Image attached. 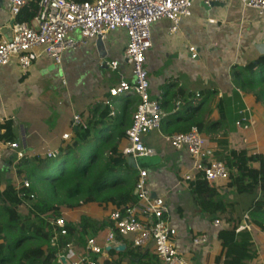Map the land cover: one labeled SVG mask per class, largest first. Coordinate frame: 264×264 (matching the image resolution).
<instances>
[{
    "label": "crops",
    "instance_id": "1",
    "mask_svg": "<svg viewBox=\"0 0 264 264\" xmlns=\"http://www.w3.org/2000/svg\"><path fill=\"white\" fill-rule=\"evenodd\" d=\"M11 22L8 1L0 0V39L11 35ZM169 27L170 23L165 19L151 27L152 48L144 64L150 97L156 99L162 93V103L165 97L163 87H168L170 93L182 90L184 96H188L185 99L191 102L190 106H198L204 100L194 112L199 121L210 125L222 119L216 132L226 135L229 147L264 159V81L247 86L240 78L247 75L243 71L244 66L255 64L264 55V14L242 9L237 0L227 5L219 3L208 9L201 2H195L190 19L182 21L174 33L168 31ZM124 42L122 31L110 35L104 44L108 60H120ZM190 46L197 49L196 59L189 57ZM99 53L96 45L69 51L62 56L59 65L48 58H40L26 73H21L14 62L0 67V123L11 121L15 143L19 144L24 154L22 159L33 156L44 158L47 152L71 143L75 139L74 132H71L72 138L68 143L63 141L62 136L70 133L72 114L79 113L88 123L104 106L107 91L117 84L118 75L116 71L99 67ZM252 75L264 79V71L254 70ZM220 101L224 102V108H218ZM135 102L136 99L129 94L111 100L110 117L114 122L111 121L115 123L122 112L123 121L119 127L127 131L132 114L130 117L128 115L134 112ZM170 105L172 109L169 112L163 110L166 116L162 121L165 118L170 121L179 119L185 114L180 99ZM242 108H247L250 116L245 129L235 127ZM113 123L108 132L98 136L99 139L113 133ZM165 134L161 127L158 137L153 133L143 137L145 145L152 148L155 154L142 161L136 160L135 166L147 171L151 193L164 196L169 210L168 220L177 231L178 252L198 264H220L216 258L221 254V243L219 231L212 226L214 219L199 213L187 184L178 185L180 176L192 166L190 157L186 151H176L166 145L161 138ZM202 135L210 140L209 136ZM123 140L119 149L123 146ZM14 157L15 151L9 149V144L0 142L1 190L8 184L16 188L21 183L15 172ZM129 166L132 167L131 162ZM223 184L215 185L219 195L233 191L227 183ZM86 206L75 211L62 209L60 212L68 224L78 225L80 218L85 217L94 225L86 228L87 233L81 239L79 234L70 238L78 250L87 237L101 238L106 228V218L114 208L110 203L94 204L97 209ZM100 225L102 228L99 230ZM204 232L208 234L204 247L207 252L194 249L191 245V238ZM51 262L57 264L52 258ZM154 262L150 248H133L127 244L118 250L107 251L99 264Z\"/></svg>",
    "mask_w": 264,
    "mask_h": 264
},
{
    "label": "built area",
    "instance_id": "2",
    "mask_svg": "<svg viewBox=\"0 0 264 264\" xmlns=\"http://www.w3.org/2000/svg\"><path fill=\"white\" fill-rule=\"evenodd\" d=\"M7 1L12 21L11 35L0 39V67L14 62L21 73H26L40 58H48L59 65L65 53L96 45L101 56L99 67L116 71L118 75L117 84L107 91L104 106L111 109V100L123 94L136 99L131 124L119 149L123 157L136 161L155 154L152 148L145 145L143 137L159 132L162 118L166 116L160 102L162 93L156 99L149 95V80L144 69L146 55L152 48L151 27L165 19L170 23L168 31L174 33L182 21L192 17L195 2L209 7L211 3L227 5L234 0H37L36 14L27 22H19L17 17L32 0ZM237 1L242 9L264 14V0ZM209 22L213 23V20ZM119 31L125 37L121 58L108 60L104 44L110 35ZM188 53L191 59L197 58L194 47H188ZM238 115L235 127L247 128L250 117L248 109L242 108ZM85 128L86 122L81 115L73 113L70 133L62 136L63 141L68 143L72 138L71 132ZM161 138L171 149L184 150L190 157L192 166L180 176L178 185L187 184L198 173L214 189H217L215 185L229 182V169L215 159V146L196 127H191L187 132L165 134ZM64 146L47 152L45 158L56 159ZM9 149L15 151L14 163L22 160L24 154L18 143H10ZM134 170L137 171L133 190L136 201L109 212L100 239L89 236L78 250L76 243L68 238L67 220L61 215L47 219L52 233L50 245L57 250L52 259L57 264H99L107 251L118 250L127 244L133 248H150L159 264H198L178 252L177 231L168 220L165 198L151 193L147 171L138 166ZM29 189L30 183L25 179L16 187L20 198L28 195L33 199L34 194H27ZM212 226L218 231L229 227L225 220L219 218L214 219ZM253 228L246 213L235 233L244 230L251 232ZM207 242L206 232L191 238L192 247L203 252H207L204 248ZM220 262H225L223 256Z\"/></svg>",
    "mask_w": 264,
    "mask_h": 264
},
{
    "label": "trees",
    "instance_id": "3",
    "mask_svg": "<svg viewBox=\"0 0 264 264\" xmlns=\"http://www.w3.org/2000/svg\"><path fill=\"white\" fill-rule=\"evenodd\" d=\"M36 10L37 0H32L21 10L17 21H29L35 16ZM243 69L247 75L240 76L241 82L247 86L258 85L264 79L253 77L252 73L254 70L264 71V55L255 64L249 63ZM163 91L165 97L161 103L162 109L169 112L172 109L170 104L180 99L185 113L179 119L170 121L165 118L161 123L163 131L171 135L196 127L200 133L209 136L216 148L215 159L223 162L230 171L228 188L237 195H251L259 190L262 198L250 204L247 214L251 225L264 234V159L259 155L248 156L244 150L229 147L226 135L216 132L222 119L210 125L199 121L194 112L204 100L198 106H190L191 102L186 101L188 96H184L182 90L170 93L168 87H163ZM223 105L224 102L220 101L218 108H224ZM110 110L102 106L95 117L86 123V128L75 132V139L59 150L56 159L33 156L15 164L16 175L21 181L25 179L30 183L27 194H34V198L28 195L20 198L16 188L10 184L0 189V264H54L51 258L57 250L50 245L52 233L47 219L59 217L62 209L75 211L85 204L108 203L120 208L136 201L133 190L137 172L119 152V144L126 136V129L119 127L123 115L121 112L113 123ZM111 122L115 125L113 133L99 139L101 133L108 132V128L112 127ZM11 125L10 120L0 123V142L3 144L16 141ZM187 190L199 213L209 215L212 219L226 215L223 219L229 227L218 233L221 254L217 256L216 262L222 256L225 264L255 261L258 251L252 231L235 233V229L242 224L241 220L234 217L235 203L221 200L216 189L200 173L187 183ZM26 202L29 210L22 217L18 209ZM89 225L94 227L85 217L80 218L78 225L69 224L68 238L79 234L81 239ZM101 228L102 225L98 227L99 230ZM229 249L231 257L228 255ZM154 264H159L156 259Z\"/></svg>",
    "mask_w": 264,
    "mask_h": 264
},
{
    "label": "rangeland",
    "instance_id": "4",
    "mask_svg": "<svg viewBox=\"0 0 264 264\" xmlns=\"http://www.w3.org/2000/svg\"><path fill=\"white\" fill-rule=\"evenodd\" d=\"M133 108L134 107H132L131 109L133 110ZM131 114H133V112H130L129 115H128V117H130ZM157 133L158 132H153V135L156 136V137H158ZM142 160H144V158L143 159H139V161H142ZM98 163L100 164L101 161H99ZM261 198L262 197L260 195L259 190H256L255 193H253L251 195H237L234 192V190L233 191L232 190L228 191L227 193L224 194V196H221L220 195V199L223 200L224 202L235 203V213H234V217L237 220H241V221L243 220L244 215L247 213V209L250 206V204L254 200L261 199ZM86 207L93 208V209H97V206H94V204H87ZM18 210H19L20 215L22 217H25L27 215V213H28V210H29V204L26 202V204L24 205V207H20ZM219 218H226V215H224L222 217H219ZM252 233H253V236H254V241L256 242L255 245H256V249H257L259 255H258V259H256L254 262L247 263V264H264V234H261L260 232H258L255 229L252 231ZM227 251H228L229 257H231V250L229 249ZM211 262H213V261H211Z\"/></svg>",
    "mask_w": 264,
    "mask_h": 264
},
{
    "label": "water",
    "instance_id": "5",
    "mask_svg": "<svg viewBox=\"0 0 264 264\" xmlns=\"http://www.w3.org/2000/svg\"><path fill=\"white\" fill-rule=\"evenodd\" d=\"M203 5V4H202ZM219 5V3H211L210 4V6L209 7H207V6H205V5H203L206 9H208V8H210V7H214V6H218ZM129 162H131L132 163V167H134L135 166V161L132 159V158H128L127 159V163L129 164Z\"/></svg>",
    "mask_w": 264,
    "mask_h": 264
}]
</instances>
